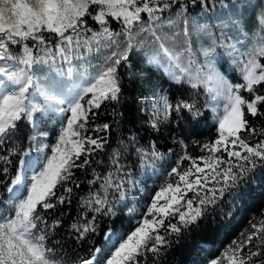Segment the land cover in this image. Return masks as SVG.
<instances>
[{"label": "snow or ice", "instance_id": "1", "mask_svg": "<svg viewBox=\"0 0 264 264\" xmlns=\"http://www.w3.org/2000/svg\"><path fill=\"white\" fill-rule=\"evenodd\" d=\"M206 2L0 0V153L6 152L0 154V184L10 201L4 205L7 211L0 210V264H67L56 255L64 240L55 238L65 213L61 211L50 223V210L70 208L73 189L84 183L87 195L79 198L77 216L68 224L67 234L76 243L90 240L91 250L86 257H75V264H147L150 253L155 262L202 223L216 224L213 216L232 218V212H223L224 205L232 209L239 200L243 206L242 190L264 168V138L251 142L253 137H264V126L252 123L264 118V38L251 45L242 43L240 36L229 42L223 28L216 35L204 25L211 45L200 49L204 57L200 63L186 13L188 3ZM177 5L174 15H165ZM258 19L264 30V12ZM240 20L237 16L238 32H246ZM146 45L154 46L149 65L163 69L172 83L193 90L190 98L173 103L156 86L151 88L155 99L148 127L154 133H159L162 123L183 130V137H173L181 154L134 228L122 232L113 222L96 246L95 214L112 219L117 215L114 201L125 199L131 173L123 162L124 153L131 148L141 167L165 157L154 140L141 144L140 138L130 135L112 151L106 174L93 167V163H104L93 157L104 151L108 140L91 133L107 132L112 125L90 127L89 121L97 115L94 110L107 104L114 106L112 115L116 114L115 106L124 95L121 72L132 67V55ZM96 53L101 54L102 63H92ZM45 66L47 75H38ZM234 74L237 82L229 79ZM201 89L210 96L205 107L214 113L216 133L215 139L203 142L196 139L202 122L196 102ZM52 114L60 117L54 143L41 140L35 153L14 143L22 124L38 125ZM29 139L36 142L35 136ZM189 141L202 155L188 153ZM12 157L16 158L14 168ZM89 168L91 179L76 177L75 170ZM136 211L128 209L130 215ZM206 264H264V209L238 240Z\"/></svg>", "mask_w": 264, "mask_h": 264}, {"label": "trees", "instance_id": "2", "mask_svg": "<svg viewBox=\"0 0 264 264\" xmlns=\"http://www.w3.org/2000/svg\"><path fill=\"white\" fill-rule=\"evenodd\" d=\"M209 1L207 0L206 3H209ZM212 1L216 4L224 2L223 5L227 6L238 2L245 4L249 0ZM260 1L264 3V0ZM195 6L201 7L203 5L197 3ZM111 27L119 31V26L116 23H112ZM176 31H179V29ZM94 55L97 58L93 59L92 63H102L101 54L96 53ZM147 59L143 48L132 55V67L122 70L124 95L121 103L115 106L116 114L114 116L112 115L114 110L112 104H107L99 110H94L97 112V115L95 119L89 121L90 127L104 123H109L112 127L107 132L91 133L93 136L107 137L108 140L104 151L97 152L93 157L94 161L103 160L104 163L100 165L93 163V167H96L97 171L102 175L106 174L108 159L112 151L120 148V142L122 140L126 142L130 135H136L140 138L141 144H146L149 139L154 140L158 150L165 153V157L162 160H157L141 167L135 152L131 148L124 153L123 162L131 173L130 180L124 189L125 199L120 201L117 197L114 201L117 213L116 217L109 219L106 216L95 214L97 215L96 223L98 226V235L95 237L96 246L101 245L103 233L113 226V222L114 227L122 232H129L134 228L135 222L141 218V214L146 211L147 206L150 204V198L154 196L161 186L166 184V181L169 179L167 173L174 166V161L181 154V149L173 137H183V130L177 128L175 124L162 123L159 133H154L148 127V118L152 111L151 103L155 99L151 88L152 86H156L157 90L161 94L166 93L169 96L170 102L173 103L179 98H190L193 90L188 85L178 86L172 83L163 69L157 68L155 65H149ZM261 62L264 63V59ZM38 75L46 76L47 66H45V72L43 74L38 73ZM145 77L147 80L141 84L140 80ZM208 98V94L202 89L199 90L196 102L202 112V116L200 117L202 122L197 129L198 134L196 135V139L201 142L215 139L216 136L213 124V112L209 107H205ZM252 123L256 127H262L264 126V118L252 120ZM59 128L60 117L52 114L45 118V122L38 125L22 124L21 131L14 143L22 150L33 149L35 153L36 150L33 147L35 142H32L29 137L35 136L36 138L38 134H41L44 143L52 144L56 140ZM45 130L47 134L43 135ZM259 138L264 137H253L251 142L255 143ZM188 144L187 151L190 155L194 157L202 155L199 147L193 145L190 141ZM8 147L9 145H5V149ZM169 149H171V153H169ZM0 154H6V152ZM11 159L13 160L12 167L14 168L16 158L12 157ZM184 163L187 164L188 162ZM75 174L79 180L92 178L91 168L87 169L86 172L77 169L75 170ZM73 191L74 195L70 208L67 205L60 206L54 212L50 210L51 215L49 216V222L51 223L53 218L59 217L61 211L65 213L63 226L55 238L64 240L63 247L56 248V255L66 260L67 264H75V257H86L90 254L91 250L90 240L76 243L67 234L68 224L77 216L79 198L87 195L88 185L86 183L81 184L80 189L74 188ZM242 192L246 197L243 206H241L239 200L235 201V207L232 209H229L227 205L223 206V212H232V218L229 219L224 215L213 216L212 219L217 222L216 224H212L211 221L202 223L199 229L190 235H185L179 243H173L171 249L155 262L152 259L153 254L150 253L147 264H206L207 260L217 258L233 240H238L240 234L250 227V221L253 217L257 220L261 218V209H264V168L257 170L253 179L247 185L246 190H242ZM0 194L3 195V198L0 199V210L7 211L4 205H10V201L7 200V193L3 184H0ZM132 207H135L137 211L130 215L128 209ZM88 219H91V215L88 216Z\"/></svg>", "mask_w": 264, "mask_h": 264}, {"label": "rangeland", "instance_id": "3", "mask_svg": "<svg viewBox=\"0 0 264 264\" xmlns=\"http://www.w3.org/2000/svg\"><path fill=\"white\" fill-rule=\"evenodd\" d=\"M223 3L216 4L214 1L210 0L209 3H206L201 7L193 6L191 5V3H188L186 13V15L188 16L187 27L191 32V44L193 51L196 53L197 59L200 63H203L204 60L203 55L200 53V49L202 47L211 45L210 38L204 34V25H208L216 35H219L220 29L223 28L230 37L229 42H235L231 39L232 37L240 36L242 38V43L251 45L253 42L264 38V30L260 29L258 19L261 13L264 12L263 2H261L260 0H249L245 4L241 2L231 3V7L229 6L230 4L224 6ZM178 7V5L174 6L171 13H166L165 15H174ZM237 16L241 17L240 23L246 26V32H238V29L236 27ZM197 25L201 27L198 28ZM180 26L183 27L184 25L181 23ZM165 30L170 31L171 29L166 28ZM180 39L182 40L183 38L180 37ZM153 47L154 46L152 45H147L146 47H144V52L146 53L147 58L151 54ZM218 51L222 50L218 49ZM225 60L227 62V58H225ZM229 79L233 82H237L235 74L233 76H230ZM209 101L210 96L207 99V104L209 103ZM41 140L43 141V138L41 134H38L36 137V142L33 145L35 150L37 149L38 144ZM28 150L34 153L33 149Z\"/></svg>", "mask_w": 264, "mask_h": 264}]
</instances>
